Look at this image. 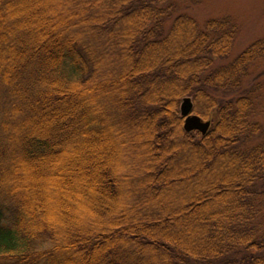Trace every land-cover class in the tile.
<instances>
[{"label":"trees","instance_id":"16d2710c","mask_svg":"<svg viewBox=\"0 0 264 264\" xmlns=\"http://www.w3.org/2000/svg\"><path fill=\"white\" fill-rule=\"evenodd\" d=\"M24 2L0 0V264H264L249 80L264 40L219 64L228 17L200 27L172 0H69L48 17ZM186 97L216 117L205 135L184 131ZM138 130L142 159L117 161L115 140Z\"/></svg>","mask_w":264,"mask_h":264},{"label":"rangeland","instance_id":"374dc122","mask_svg":"<svg viewBox=\"0 0 264 264\" xmlns=\"http://www.w3.org/2000/svg\"><path fill=\"white\" fill-rule=\"evenodd\" d=\"M48 5L43 8H52V12L49 15L55 17L60 16L63 12L72 8V4L69 0H45ZM178 4L179 10L191 17L200 27H204L206 21L211 19H221L224 17L230 18L238 28L237 37L233 43L231 53L226 61H222L219 64H228L241 52L246 50L250 45L257 41L264 40V0H202L201 4L197 6H190L183 2V0H172ZM22 5H25L22 0ZM112 74L116 73L117 63H112ZM258 78L256 79V77ZM249 80L256 79V83H259V90L252 96L253 106L250 114V120L257 122L264 128V56L258 58L249 67ZM191 99V98H190ZM192 101V100H191ZM179 102L177 110L180 113ZM193 104V102H192ZM194 111V110H193ZM192 114L197 115L193 112ZM181 117V115H180ZM200 119L201 117L198 116ZM183 122H184V117ZM203 122L209 121L211 126L216 122V117L208 118V120L201 119ZM137 133V134H135ZM139 130L130 133L126 139H116L113 146H117L119 150H112L117 157V161L121 163H131L140 161L145 153L142 154V150L145 148L142 146L143 138L138 136ZM108 150L107 148L105 151ZM147 152V151H146ZM149 152V151H148ZM108 153V152H107ZM123 205L128 207V199L121 198ZM43 246V245H42Z\"/></svg>","mask_w":264,"mask_h":264},{"label":"water","instance_id":"95a60500","mask_svg":"<svg viewBox=\"0 0 264 264\" xmlns=\"http://www.w3.org/2000/svg\"><path fill=\"white\" fill-rule=\"evenodd\" d=\"M193 104L190 98H184L180 105V115L184 117L183 129L185 132L197 131L205 135L210 127V122H203L198 116L192 114Z\"/></svg>","mask_w":264,"mask_h":264}]
</instances>
